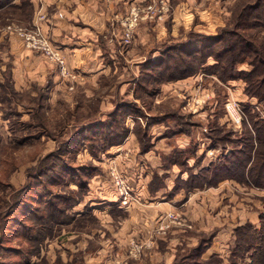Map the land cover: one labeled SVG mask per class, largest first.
<instances>
[{
	"label": "rangeland",
	"instance_id": "obj_1",
	"mask_svg": "<svg viewBox=\"0 0 264 264\" xmlns=\"http://www.w3.org/2000/svg\"><path fill=\"white\" fill-rule=\"evenodd\" d=\"M44 1L46 0H0V115L6 113L10 120L0 119V178L4 182L11 181L16 186L20 185L27 174L29 177L37 173L38 167L48 154L56 152L60 145L69 143L82 127L110 117L112 112L115 113L118 104L125 99L140 100L141 105L154 113L171 114L172 129L179 127V130L176 128L178 131L176 140L171 142L174 145L178 142L183 143V140L186 141L188 137L183 136V133L191 135V130L196 129L197 135L193 145L191 144L188 149L179 150L184 153L178 151V162L185 160V157L188 161L191 156H197L199 137L203 139V141L199 139V142L208 150V156L203 153V156L197 157V161L202 162L205 155L203 163L211 170L222 161L224 153L230 157L233 149L246 147L248 149L247 144L241 142L246 129L244 122L250 124V114L254 115V110H257L259 116L264 118V99L261 102L256 98L249 99L245 93L250 85L248 75L253 70L251 59L254 53L250 52L252 45H255L258 50L264 48V0H193L194 3L192 5L189 3V7L185 4L177 6V3L181 1L187 3L190 0H177L172 13L165 16L162 23L143 22L144 24L138 26L140 31L138 30L137 35H134L131 47L121 45L123 49L120 51H124L127 57H117L116 70L113 68L100 76L96 86L97 80H91L92 86L88 84L75 86L69 83L67 86L55 88L51 81L52 74L58 70L54 65L55 62L27 40V34L36 29L41 31L40 34H34L36 39L42 42L43 38V42L51 44L42 25L36 21L43 20L42 23H44L50 13L53 16L58 8L59 0L51 2L48 7L51 11H48ZM244 4H248L247 7H243ZM140 33L142 35H139ZM220 35L224 37V42L221 47L214 48L213 55H202L184 61L179 57V52H176L188 47H194L192 50L198 48L204 51L203 46L211 44L205 40L204 36ZM237 42L239 44L235 47ZM173 47L177 49L172 50ZM233 48L235 51L232 55L229 51ZM210 49L206 51H211ZM162 50L176 53L175 62L172 61L171 67L183 68L188 65L186 69L188 74L174 80L176 88L167 92L160 104H155L153 98L163 96L160 89L167 81L154 83L155 86L150 84L148 90L140 87L138 83L142 77L144 63L154 59L155 51L159 52V55ZM219 51L224 53L228 51L229 54L227 52L226 57L229 60L239 61L232 72L223 71L221 66L228 68L229 60H217L215 54ZM37 55H41L39 60L37 57H32ZM258 58L262 59L261 56ZM142 60L144 61L141 62ZM139 62H141L140 67ZM138 68L139 73H137ZM58 72L64 79H68V82L76 80L71 77L69 71L64 76L60 67ZM167 74L169 75V72ZM49 75H52V79L48 78ZM231 75L236 78H230ZM143 80L149 82L147 77ZM164 89H167L166 86ZM206 93H210L212 98L201 107L195 108L189 104V101ZM151 94L155 96L151 98ZM229 100L245 111L246 116L241 124H235L229 118L226 110V103ZM107 121H110V118ZM28 122H33L35 127L27 126ZM38 122L42 126H37ZM120 124L123 125V122ZM136 125L134 124V128ZM210 127L214 130L212 134L222 141L219 142V139L212 141L209 135ZM128 135L129 132L127 134L125 132L122 141H116L114 145L124 142ZM245 137L248 136L245 135ZM140 138L138 136L142 151V147L148 144V140L143 136ZM114 140H117L116 137ZM245 141L248 142L247 139ZM105 143L104 138L95 140V143L93 140L82 141L83 145L79 146L77 157L74 156L71 161L81 166L92 164L99 168L97 174L101 173L102 167L109 174L112 185L118 193V204L126 207L140 205L141 201L136 191L124 177L126 167L122 168L123 162L120 164L121 160L128 159L130 156H126L123 150L116 151L114 154L108 153L109 147L105 148ZM222 146L226 147V152ZM193 149L195 152L191 151ZM117 155L119 156L117 166H112L111 158ZM236 157L243 159L241 155ZM103 158L104 161L108 159L107 163L101 162ZM190 161L194 162L193 158ZM226 161L227 174L222 175L219 181L214 180L211 186L216 187L222 180L228 181L218 189H212L211 192H206L200 198L195 197L192 200V211L199 208L206 210L200 219L203 223H207L209 232L197 233L195 227L192 228V224H188L195 223L197 219L195 215H193L194 220L187 219L189 221L187 223L184 222L187 218L184 214L183 216L180 213L174 214L177 216L176 220L170 216L173 213H163V215L159 213L157 216H152L155 227L152 232H149L152 236L148 239H146L145 230L131 235L129 239L127 238L130 233L127 232L123 238L120 232L125 220L128 219V216H124L125 213L116 214L112 219L102 214L98 216L97 211L93 212L92 207L96 206H90L91 200H89L93 195L90 185L94 177L92 176L88 179V186L85 188L75 183L66 187L80 194L79 203L75 204L74 210H70L72 221L61 229L55 228L50 237H47L39 246L37 245L38 249L32 251L28 264H173L179 254L188 253L201 242L206 243L205 247L212 245L214 240L217 246L232 238L235 242L236 229L239 226H246L249 223L257 227L263 225L264 187L251 184L247 173L242 176L241 160L228 158ZM192 167L190 168L188 164L187 169L196 173ZM113 171L120 175V180H124L130 186L133 199L131 203H122L123 197H120ZM208 178L205 181L208 182ZM154 186L160 188L163 185L154 182ZM183 187L188 192L195 189H189V185ZM13 189L9 186L0 187V211L2 210L3 214L10 208ZM107 205L105 203L99 206L105 211L109 210ZM0 221V264H24L21 254L11 250L6 251L4 247L13 246L29 250L30 245L32 246L31 242L27 240L23 232H19L17 236L14 235L15 233H9L12 227L10 220L6 222L5 218H2ZM29 223L32 222L29 221ZM110 224L114 226L112 228L115 233L108 229ZM177 224L192 228L191 231L194 234L185 236L186 231L174 230ZM218 228L223 231L218 232L214 239ZM242 234L244 239H247L245 236L248 233ZM125 240L128 242L122 243ZM248 240L254 243V238H248ZM133 243L142 246L140 253L134 256L130 254ZM234 247L235 243L229 247L228 252L223 250L220 253L227 259L219 254H213L216 256L211 259V264H229ZM247 252L239 251L243 255L238 257L239 263L250 261V253ZM173 255L175 258L171 262Z\"/></svg>",
	"mask_w": 264,
	"mask_h": 264
},
{
	"label": "crops",
	"instance_id": "obj_2",
	"mask_svg": "<svg viewBox=\"0 0 264 264\" xmlns=\"http://www.w3.org/2000/svg\"><path fill=\"white\" fill-rule=\"evenodd\" d=\"M148 1L150 0H59L57 5L58 8L54 15L51 16L52 14L50 13L48 19L44 21V23H42L43 20L36 21V23L42 25L51 44L60 49L66 59L67 69L76 80L68 82V79H64L58 72L60 66L55 63L56 70H58L55 71V74H52L53 76L49 75L50 77H48L49 79L53 78V80H51L52 86L54 88L62 85L67 86L69 83V85L74 84L75 86L79 84H88L92 86L91 80H97V82H95L96 86L100 76L105 75L107 71L109 72L113 70V68L116 70L117 57H127L124 51H120L123 49L120 40L123 32L122 30H124V18L129 14L130 8L134 4H146ZM166 1L169 7V11L165 14L167 17L172 13V8H174L177 0ZM51 2H54V0H46L44 1V5L48 8ZM189 3L192 5L194 2L193 0L187 3L181 1L179 4L177 3V6L185 4L189 7ZM48 11H51V8H48ZM161 21L162 20L147 21L144 23H162ZM139 27L136 29L135 36L140 31ZM139 35H142V33ZM158 53L159 52L155 51L153 55L154 59L158 57ZM32 57H37V60H39L41 55ZM143 61L144 60L141 62ZM141 62L138 63L139 67L141 66ZM139 72L140 70L137 73ZM136 82L138 81L136 80ZM164 86H166L167 89H164ZM175 86V81L164 82L160 89L162 90L163 96L161 98H153V102L155 104H160L164 100L162 99L165 97L164 95H166L167 92H171L172 89H175ZM123 94L125 93L123 92ZM243 95L245 94L243 93ZM128 97H130V95ZM139 101L140 100H136V102L140 104ZM141 107L145 115L138 116L128 114L126 116L125 125L129 132L126 140L121 144H113L109 147L110 150L108 149V153L114 154L116 151L123 150L126 156H130L128 159L121 160L120 164L123 162V164H121L122 168L126 167V174L124 177L136 191V195H138L141 201L140 205L128 207L119 205V196L115 191L114 185H112L110 176L107 171L101 167V173H96L90 183L93 193L89 199L91 200L90 206H96L92 207L93 212L97 211L96 214L98 216L102 214V216H108V218L112 219L115 218L116 214L125 213L124 216H128V219L125 220L122 225V231L120 233H122V237L124 238L125 234L129 232L130 234L127 239H129L131 235L137 234L142 230H145L144 233L147 232L146 239L152 236V234L149 235V232H152L155 227L154 217L152 216H157L159 213H162V215L163 213H180L182 216L184 214L187 217H185L186 219H184V222L187 223L189 222L187 219L192 221L194 220L193 215H195V217H197L195 223L190 222L188 224H192V228L195 227L197 233L209 232V228L206 226L207 223H203L202 219H200L204 216L206 210L204 208H199L192 211V200L195 197L200 198L206 192H211L212 189H218L228 180L224 179L225 181H220L216 187L204 186L203 188H195L188 192L186 188L183 187L184 185L186 186L185 182L188 180L191 173L189 168L187 169L188 164L190 168L193 166L192 168L195 169L196 173L199 172V174L203 169H209V166L203 163L205 157L208 156V150L200 145L201 142H199V139L200 141H203V139L201 137L198 138L199 145L196 157L191 156L187 163L175 162L166 164L164 159L172 152L180 149H188L191 146L197 135L196 129L191 130V135L183 133V136L188 137L186 141L183 140V143L179 144L178 142L174 145L171 142L176 140L175 138L178 134L170 133V130H172L171 126L173 125L172 118L167 116L166 113H154L143 105H141ZM0 119L9 120V118L4 117V113H1ZM138 121L144 129L148 128V134H150V144L152 146L147 151H141L138 135L134 128V124ZM202 134L204 135V133ZM203 153L206 154V156L204 155L202 162L199 163L197 157L203 156ZM118 158V155L111 158L112 166H117ZM191 158H193L194 162L190 161ZM107 160L108 159L104 161L103 158L101 162L105 164ZM196 173L194 174L198 175ZM28 175L29 174L26 175L25 179H23L22 183L18 186L14 185L15 183L11 181L8 183L17 189L21 188L26 184ZM154 182H159L163 186L156 188ZM105 203L108 204L106 207H108L109 210L103 211L102 207L99 205ZM177 225L178 226H174V230H180L181 232L186 231L184 234L185 236L193 233V231H191L192 228L186 227L183 224ZM112 227L114 228V226L110 224V228L108 229L114 232ZM222 231L223 230H219L218 228L214 239L218 235V232ZM223 238H225L224 235ZM126 241L128 242V240H125L122 241V243ZM234 243L232 238L217 246L214 240V243L207 246L205 249L203 258L208 259V257L213 254L221 255L220 253H222L223 250L228 252L229 247L234 245ZM175 255H173L171 262L174 260ZM221 256H224V254ZM224 257L227 259L226 256Z\"/></svg>",
	"mask_w": 264,
	"mask_h": 264
},
{
	"label": "trees",
	"instance_id": "obj_3",
	"mask_svg": "<svg viewBox=\"0 0 264 264\" xmlns=\"http://www.w3.org/2000/svg\"><path fill=\"white\" fill-rule=\"evenodd\" d=\"M247 5L248 4H244L243 7H247ZM204 38L211 42V44L206 45V47L203 46L204 51H200L201 49L196 47V50H192L194 47H188L187 49L183 48L181 49L183 51H176L177 53L179 52V57L184 61H189L202 55H213L214 48L221 47L224 42V37L221 35L204 36ZM238 44L239 42H237L235 47H237ZM209 48H211V51H206L209 50ZM176 49V47L172 48V50ZM163 51L164 50H162L156 59H149L144 63L141 71L142 77L138 83L140 87L148 90L150 84L178 80L188 74V71L186 70L188 65L180 68L175 64L177 68L171 67L172 61L175 62V57L177 56L176 53H172V51ZM234 51L235 49L233 48L229 52H232L233 55ZM227 52L228 51L225 53L224 51L217 52L215 54L217 60H229L226 57ZM250 52L254 53V57L251 59L253 70L248 75L250 85L245 90V93L249 99L256 98L261 102L264 99V48L258 50L255 48V45H252ZM259 56H261L262 59H259ZM188 61H186V63ZM238 62L239 61L229 60L228 68L221 67L226 73L232 72L234 66H236ZM177 71L178 76H176ZM168 72L169 75L167 74ZM144 77H147L149 82L144 81ZM230 78L235 79L236 77L234 78L231 75ZM151 96V98H153L155 95L151 94ZM128 114L138 116L145 115L143 108L138 102H136V100H123L122 103L118 104L115 113L112 112V115L108 117L110 118V121L106 122L107 118L82 127L69 143L63 144L62 146L60 145L56 152L51 155L48 154L38 167L37 173L29 176L23 187L13 189L9 183L6 181L4 182L3 179L0 178V187L6 188L9 186V188L13 189L10 208L4 214L1 213L2 210L0 211V219L5 218L6 222L10 220V226L12 227L9 233H15L14 235H16L19 234V232H23L26 234L27 240L32 244V246L30 245L29 250L6 246L4 247L6 251L11 250L21 254V256H23L24 264H28L30 262L29 256L32 251L38 249L37 245L39 246L47 237H50V235L54 233L55 228L61 229L63 226L70 224V221H72L70 210H74L75 204L79 203L80 194L75 193L74 190H68L66 187H70L71 183H75L77 186L79 185L85 188L88 186V179L99 171V168L92 164L89 166L75 164L74 161H71V158L74 156L75 158L77 157L76 154L78 148L83 145L81 144L82 141L93 140L95 143V140L104 138L106 140V143L104 144L105 148L110 147L116 141H122L124 133L126 132L127 134L128 132V128L125 125V119ZM166 114L167 116L171 115L169 113ZM4 117L9 118L6 113H4ZM250 117V124L244 122L246 129L242 136L244 139L241 138V142L246 143L248 149L247 147L245 149H233L230 153V157H227L226 153H224L222 155V161H220L213 170L203 169L198 175L191 172L188 180L185 182L186 185L190 186L189 189L192 190L194 188L211 186L214 180L219 181L222 175L227 174L226 168L228 169V167L226 166L228 163L226 160H228V158H237L238 161L241 160L242 163H240V168L242 169V176L247 173L251 184L257 187H264V180L262 179L264 178V118L259 116L257 110H254V115L250 114ZM121 122H123V125L120 124ZM26 124L29 127H35L33 122H28ZM37 124V126H42L40 122ZM136 124L135 130L139 138H142L143 136L148 140V144L142 147V151H147L151 147V144L149 143L150 135L148 134V128L144 129L140 122H137ZM176 128L179 130V127ZM176 128L174 127V129L170 130V133H177L178 131ZM210 129L209 135L212 141H217V139H219V142L222 141L220 138H217L212 134L214 133V130L211 127ZM245 135L248 137H245ZM115 137L117 140H114ZM245 139H247L248 142L245 141ZM222 147L224 152H226V147ZM178 151L179 150L172 152L164 159L166 164H172L179 161L177 159L179 156ZM191 151H194V149ZM180 152L181 151H179V153ZM194 152H192V154H194ZM237 155H241V158L243 159L236 157ZM180 163H187V157H185V160L180 161ZM207 177H209L208 182L205 181ZM29 221L32 223L30 224ZM236 231L235 247L232 251L229 264H264V221L263 225L261 224L260 227H257L253 223H249L246 226H239ZM243 232L248 233L245 236L247 239H244ZM248 238H254V243L249 242ZM207 244H209V241H207ZM204 245H206V243L201 242L198 246L193 247L188 253L182 255L179 254L175 258L173 264H211V259L216 255L204 259L203 253L208 246L205 247ZM2 247L3 246L1 245V248ZM241 250L248 251V254L250 253V261L239 263L238 257L243 256L239 253Z\"/></svg>",
	"mask_w": 264,
	"mask_h": 264
},
{
	"label": "built area",
	"instance_id": "obj_4",
	"mask_svg": "<svg viewBox=\"0 0 264 264\" xmlns=\"http://www.w3.org/2000/svg\"><path fill=\"white\" fill-rule=\"evenodd\" d=\"M169 11V7L167 5L166 0H150L146 4H134L129 11V14L124 18L123 26L124 30L121 36V45L124 47H128L132 44L134 35L137 27L145 22V21H159L162 20L165 14ZM37 27V25H36ZM41 31L33 30L27 34V40L32 44L33 47H37L42 50L47 58L51 61H54L61 68V71L64 74L68 73V69L66 67V59H64V55L60 51L59 48L54 47L52 44L42 42L37 40L34 34H40ZM70 72V71H69ZM66 76V75H64ZM72 77V74H71ZM73 78V77H72ZM212 98L210 93H206L202 96H198L193 101H189V104L192 107L199 108L204 105L207 101ZM226 110L229 114V118L235 124H241L242 120H244L246 113L245 111L235 105L230 100L226 103ZM115 177L117 185L120 190V197H123L122 203L129 204L133 200L130 194V186L125 183L124 180H120V175L115 171L112 172ZM172 218L177 220V216L174 214L170 215ZM142 250V246L138 243H133L130 254L134 256L137 253H140Z\"/></svg>",
	"mask_w": 264,
	"mask_h": 264
}]
</instances>
